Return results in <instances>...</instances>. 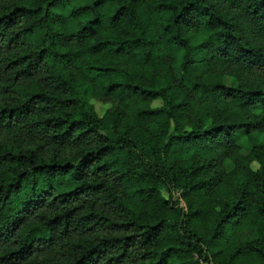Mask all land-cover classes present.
Masks as SVG:
<instances>
[{"label":"trees","instance_id":"obj_1","mask_svg":"<svg viewBox=\"0 0 264 264\" xmlns=\"http://www.w3.org/2000/svg\"><path fill=\"white\" fill-rule=\"evenodd\" d=\"M243 258L264 264V0H0V264Z\"/></svg>","mask_w":264,"mask_h":264},{"label":"rangeland","instance_id":"obj_2","mask_svg":"<svg viewBox=\"0 0 264 264\" xmlns=\"http://www.w3.org/2000/svg\"><path fill=\"white\" fill-rule=\"evenodd\" d=\"M225 82L226 83H232V81L229 78H225ZM95 106H96L97 113L101 114L102 105L99 102H95ZM235 142H236L237 145L240 146V151L242 153H244L247 150V148L250 146L248 139L242 134H238L236 136ZM223 167H224V169L226 171H229L232 168V164H231V162L229 160H225L223 162ZM174 194L177 196L178 192H175ZM180 202L183 205L182 201H180ZM244 229L241 230V233L244 232ZM244 262L247 263V264H250L251 260L249 258H243V259L238 260L236 262V264H243ZM198 264H206V263L201 261Z\"/></svg>","mask_w":264,"mask_h":264}]
</instances>
